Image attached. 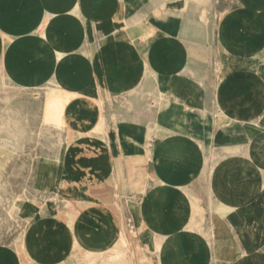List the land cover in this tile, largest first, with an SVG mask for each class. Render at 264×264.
I'll use <instances>...</instances> for the list:
<instances>
[{
  "label": "crops",
  "instance_id": "obj_1",
  "mask_svg": "<svg viewBox=\"0 0 264 264\" xmlns=\"http://www.w3.org/2000/svg\"><path fill=\"white\" fill-rule=\"evenodd\" d=\"M37 45L50 52L43 78L25 61L42 58ZM10 67L21 88L78 78L90 98L109 97L69 108L98 149L85 170L113 185L114 224L97 238L117 239L126 216L152 264H264V0H0ZM139 159L143 193L116 184V165ZM81 195L77 210L92 209Z\"/></svg>",
  "mask_w": 264,
  "mask_h": 264
},
{
  "label": "rangeland",
  "instance_id": "obj_2",
  "mask_svg": "<svg viewBox=\"0 0 264 264\" xmlns=\"http://www.w3.org/2000/svg\"><path fill=\"white\" fill-rule=\"evenodd\" d=\"M37 48L42 58L36 60L33 52L27 51L25 61L27 66L37 61L39 76L43 78L49 69L45 65L50 52L38 45ZM14 58L17 60V56ZM30 74L27 72V77ZM14 75L13 67L0 70V264H152L154 260L146 255V246L141 241L137 245L135 226L126 216L123 224L127 236L122 230L117 239L110 231L106 241L97 238V233L106 229L105 225L114 224L113 185L103 179H94L86 171L87 156L96 154L98 149L87 146L89 142L81 137L83 130L64 128L60 131L42 123L41 116L50 115L47 99L51 98L65 103L64 121L68 127L74 122L81 124L82 120L71 115L69 108L74 98L85 100L81 95L86 92L57 80L47 85L31 84L21 88L14 83ZM140 92L142 90L135 88L134 93L127 91V96ZM102 95L104 104L109 97ZM130 101L128 98V105ZM123 102L125 107L126 100ZM113 113L115 111L111 120L115 121ZM106 120L108 126L109 120ZM105 132L95 135L104 137ZM60 137L64 146L59 144ZM59 160L62 172L58 171L59 166L54 168L55 165L46 164ZM116 170L117 185L121 182L126 190L145 192L147 169L139 166L133 169L127 163H118ZM90 188L95 189L93 194ZM81 189L89 195L91 210L76 208L82 207ZM19 197L24 198L20 201ZM129 199L124 195L123 203ZM203 222L206 224L205 219ZM166 246L169 257L177 251L176 245ZM155 247L161 253L159 239Z\"/></svg>",
  "mask_w": 264,
  "mask_h": 264
},
{
  "label": "bare ground",
  "instance_id": "obj_3",
  "mask_svg": "<svg viewBox=\"0 0 264 264\" xmlns=\"http://www.w3.org/2000/svg\"><path fill=\"white\" fill-rule=\"evenodd\" d=\"M80 72V71H79ZM80 74V73H79ZM80 77V76H79ZM73 78V77H72ZM57 81H59L60 83H62V84H64V85H67V86H73V87H79V88H81L82 90H84L85 92L87 91V87L86 86H84V85H87V84H82L81 82H80V80H78V78H77V82L75 83V82H72V81H75V79L74 80H67V79H64L63 77H60V78H57L56 79ZM83 81V80H82ZM81 97H84V99L88 102V103H90L91 105H92V107L94 106V105H100V106H103V102H104V100L102 99V98H100V99H98V98H90L88 95H87V93H86V95H81ZM47 100H49L48 101V103H49V106H50V108H51V110H50V115L49 116H44V115H42L41 116V119H42V123L45 125V127L46 126H48L49 128L50 127H52V128H55V129H58V130H62V129H64V128H69V129H73V130H80V127H82L83 126V123H81V124H75V122L74 123H71V125H70V127H68L67 125H66V122L64 121V116H66L65 114H67V110H66V105H65V103H63L62 101H57V100H54V99H51V98H49V99H47ZM2 104V103H1ZM219 110V109H218ZM114 114V113H113ZM115 115V114H114ZM113 115V116H114ZM107 118L103 115L102 117H101V119H100V122H97L92 128H91V130L95 133V134H101V133H103V132H105L106 131V128H107V120H106ZM113 121V120H112ZM41 123V124H42ZM43 125V126H44ZM50 131V130H49ZM59 131V132H60ZM63 131V130H62ZM81 132V131H80ZM88 133H91V132H88ZM12 134V133H11ZM82 135V134H81ZM58 136V135H57ZM60 136H61V132H60ZM62 137V136H61ZM61 137L59 138L60 139V142H61ZM79 137V136H78ZM17 138V137H16ZM84 138V137H83ZM70 139V138H69ZM194 139V138H193ZM59 144H61L62 145V142L61 143H59ZM56 145V144H55ZM50 146V149H51V145H49ZM60 146V145H59ZM62 146H64V145H62ZM57 148V147H56ZM59 148V147H58ZM54 152V151H53ZM51 154V153H50ZM53 154V153H52ZM49 155V154H48ZM56 155V154H55ZM60 156V155H59ZM48 161V160H47ZM43 162V161H42ZM127 163V165L130 167V168H136V166H139V167H144L145 169H147V160L146 159H139V160H135V161H127L126 162ZM39 165V164H38ZM45 167V166H44ZM44 169V168H43ZM51 171V170H50ZM1 176H2V174H1ZM50 177V176H49ZM26 197V196H25ZM24 198V197H23ZM23 198H21V199H23ZM28 198V197H27ZM30 198V197H29ZM31 198H33V197H31ZM19 199H20V197H19ZM20 199V201H22ZM45 199V198H44ZM32 200V199H31ZM16 201H18V200H16ZM15 201V202H16ZM26 201V200H25ZM28 201V200H27ZM11 202H12V200H11ZM10 202V203H11ZM14 202V203H15ZM13 203H11L10 204V206L12 205ZM21 203L19 202V205H20ZM30 204V203H29ZM28 205V204H27ZM18 207L19 206H16L15 208H17L18 209ZM26 207V206H25ZM11 208V207H10ZM33 208H35V207H33ZM9 209V208H8ZM14 209V208H13ZM16 209V210H17ZM20 209V208H19ZM27 209V208H26ZM30 209V208H29ZM28 209V210H29ZM37 209V208H36ZM35 209V210H36ZM21 210H23L22 208H21ZM11 211V210H10ZM25 211V210H24ZM37 211V210H36ZM29 211H27V213H28ZM9 213V212H8ZM21 213H22V211H21ZM23 213H25V212H23ZM33 213H34V211H33ZM10 214H12V211H11V213ZM18 214H20V213H18ZM18 214H17V216H18ZM8 215V214H7ZM10 216H12V215H10ZM21 216V215H20ZM9 217V216H8ZM15 217V216H14ZM31 218V217H30ZM10 219V218H9ZM13 219V218H12ZM69 219V218H68ZM35 221V220H34ZM28 223V222H27ZM26 224V223H25ZM174 238V237H173ZM24 241V240H23ZM175 242V241H174ZM173 242V243H174ZM139 243H140V240H137V245L139 246ZM176 243V242H175ZM25 244V243H24ZM131 245V244H130ZM127 247V246H126ZM132 247V246H131ZM173 248V247H172ZM171 248V249H172ZM155 250H156V247H155ZM166 250V249H165ZM130 251H131V249H130ZM21 264V263H20Z\"/></svg>",
  "mask_w": 264,
  "mask_h": 264
}]
</instances>
